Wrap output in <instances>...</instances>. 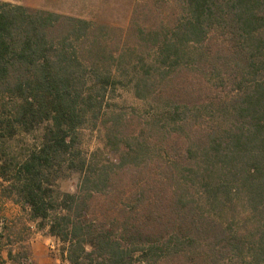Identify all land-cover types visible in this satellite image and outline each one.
<instances>
[{
    "label": "trees",
    "instance_id": "1",
    "mask_svg": "<svg viewBox=\"0 0 264 264\" xmlns=\"http://www.w3.org/2000/svg\"><path fill=\"white\" fill-rule=\"evenodd\" d=\"M152 2L171 20L169 33L156 42L159 60L182 61L185 52L188 59L194 52L209 56L214 49L213 66L224 69L218 78L226 97L207 109L211 127L187 149L200 150L202 196L220 209V220L188 205L182 213L163 210L161 196L153 209L145 205L138 217L120 223L109 210H98L111 170L79 136L96 126L119 81L86 57L98 53L96 37L109 27L3 0L0 194L59 241L68 264H133L134 255L136 264H264V0ZM160 30L149 31L151 38ZM34 131L36 140L12 149L9 139ZM71 173L79 177L75 192L59 184ZM238 219L241 225H232Z\"/></svg>",
    "mask_w": 264,
    "mask_h": 264
},
{
    "label": "rangeland",
    "instance_id": "2",
    "mask_svg": "<svg viewBox=\"0 0 264 264\" xmlns=\"http://www.w3.org/2000/svg\"><path fill=\"white\" fill-rule=\"evenodd\" d=\"M18 1L109 27L96 37L98 53L91 50L86 57L111 69L119 81L96 126L84 128L79 136L95 160L111 170L110 185L99 199L98 210H109L120 223L138 217L145 205L153 209L161 196L163 210L182 213L188 205L220 220V209L208 206L202 196L200 150L196 146L190 153L187 150L193 143L198 145L211 127L207 109L216 105L217 97H226L218 78L224 69L213 66L214 49L209 56L194 52L195 58L188 59L185 52L182 61L159 60L156 42L169 33L171 20L165 21L164 8H157L152 0ZM154 29H161V35L151 38L149 31ZM140 78L147 81V87ZM223 78L229 80L226 74ZM36 136L37 131L17 133L9 139L10 146L22 151ZM78 182V173H71L59 184L62 190L75 192ZM170 218L164 216L163 220ZM232 225L240 226L241 220ZM161 230L165 236L172 231ZM59 246L54 236L36 227L20 204L0 194V264H68L60 256ZM131 261L136 264L137 257Z\"/></svg>",
    "mask_w": 264,
    "mask_h": 264
},
{
    "label": "crops",
    "instance_id": "3",
    "mask_svg": "<svg viewBox=\"0 0 264 264\" xmlns=\"http://www.w3.org/2000/svg\"><path fill=\"white\" fill-rule=\"evenodd\" d=\"M3 1H9V2H12V3H18V4H19V1H18V0H3ZM29 7H30V5H29ZM36 7L41 8L40 6L33 5V8H36ZM43 9H44V8H43Z\"/></svg>",
    "mask_w": 264,
    "mask_h": 264
}]
</instances>
